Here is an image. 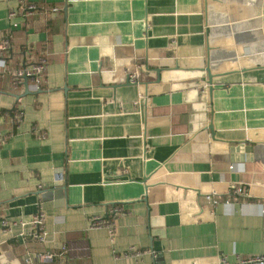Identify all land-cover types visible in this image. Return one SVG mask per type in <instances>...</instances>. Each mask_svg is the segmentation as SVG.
Instances as JSON below:
<instances>
[{"label":"crops","instance_id":"crops-1","mask_svg":"<svg viewBox=\"0 0 264 264\" xmlns=\"http://www.w3.org/2000/svg\"><path fill=\"white\" fill-rule=\"evenodd\" d=\"M30 1L23 22L8 16L18 0H0L13 47L0 57V218L41 210L46 236L1 233L0 264L264 256V0ZM31 52L47 60L40 90H13ZM229 185L247 198L226 205ZM112 205L126 212L113 236L89 228ZM68 243L78 251L40 261Z\"/></svg>","mask_w":264,"mask_h":264},{"label":"built area","instance_id":"built-area-1","mask_svg":"<svg viewBox=\"0 0 264 264\" xmlns=\"http://www.w3.org/2000/svg\"><path fill=\"white\" fill-rule=\"evenodd\" d=\"M20 8L18 10L11 11L9 13V18H20L23 22L31 18L34 14L39 11V7L36 3L30 0H18ZM58 8H52L47 12H57ZM10 40L11 35H7L0 40V53L2 51L10 52ZM1 61V60H0ZM4 64L2 60L1 65ZM47 67V60L45 56L38 55L28 59L23 65L19 66L17 69L11 72V87L13 90H18L20 88H25L31 92H38L40 86L43 82V76ZM134 76H132V80ZM26 82V84H25ZM22 115L17 110H12L11 121L16 127L21 122ZM11 135V134H10ZM9 136H4L2 141H4ZM57 182L61 181L60 178L56 179ZM218 194L212 192L205 196V199L211 203L213 206L219 204ZM232 198L236 200H242L247 198V192L240 187L229 185L227 197L224 203L228 205ZM126 212L120 205H112L105 216H91L88 219L89 228L91 229H106L111 235L115 231L116 220L125 215ZM17 227L19 229L17 237L23 242H38L42 243L45 240V215L41 210H38L29 220H20L17 222H11L7 219L0 218V234L1 233H13V228ZM78 251V247L74 243H68L61 247L59 253L55 255L42 254L39 256L42 262H51L54 257H62L68 253H75ZM143 252L135 251V255L139 256ZM26 264H30L28 258H24ZM218 264H264V256H251L246 258L236 257L234 262H229L226 256H221L218 260Z\"/></svg>","mask_w":264,"mask_h":264},{"label":"water","instance_id":"water-1","mask_svg":"<svg viewBox=\"0 0 264 264\" xmlns=\"http://www.w3.org/2000/svg\"><path fill=\"white\" fill-rule=\"evenodd\" d=\"M206 73H208V75H207L208 76V85L210 86V89H213V86H212V78H213V76L210 75L208 70H206ZM158 78H159V76H158ZM127 83H129V79L127 80ZM25 84H26V82H25ZM26 91H28V90H26ZM144 181H146V180H144Z\"/></svg>","mask_w":264,"mask_h":264},{"label":"trees","instance_id":"trees-1","mask_svg":"<svg viewBox=\"0 0 264 264\" xmlns=\"http://www.w3.org/2000/svg\"><path fill=\"white\" fill-rule=\"evenodd\" d=\"M10 47H11V52H13V51H12V48H13V47H12V40H10ZM31 53H32L31 55H33V56H38V55H36V54H33V52H31ZM7 55H8V52H7V51H3V52L0 53V57H1V56H3V57H7ZM12 56H13V55H12Z\"/></svg>","mask_w":264,"mask_h":264}]
</instances>
